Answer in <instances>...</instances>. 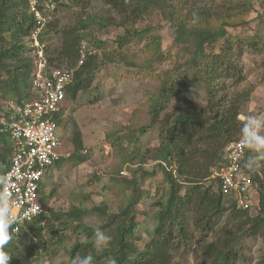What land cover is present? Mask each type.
I'll return each mask as SVG.
<instances>
[{
    "label": "trees",
    "instance_id": "16d2710c",
    "mask_svg": "<svg viewBox=\"0 0 264 264\" xmlns=\"http://www.w3.org/2000/svg\"><path fill=\"white\" fill-rule=\"evenodd\" d=\"M53 1H57L58 4L60 2ZM103 2L118 14L120 20L118 24L114 20H109L100 25L117 24L125 31L117 40L118 49H123L136 38L146 40L143 47L146 64L144 63L143 67L134 65L140 68L142 74L153 72L144 71L145 66L152 68L154 63L166 59L159 39L149 34L151 26L136 28L138 23L144 22L145 16L155 11L161 12L176 28V43L183 46L177 55L191 56L187 63L181 65L177 62L172 69L162 71L161 86L149 109L153 127L160 121V116L168 103L179 95H187L194 85L205 89L209 106L197 111L166 115L163 119L165 127L162 130L164 132L161 144L151 151L150 159L159 162L162 167L164 186L161 190L162 196L155 203L157 211L153 219L154 225L148 232L147 240L140 232L141 223L136 213L140 201L147 194L140 188L136 175L132 179H117L116 175L112 180L127 185L131 189V194L127 195L125 192L121 194L123 201L115 213L109 215L107 206L101 205L91 211L73 208L66 214L51 211L50 216L35 218L26 223L19 232L22 233L21 236L29 233L27 252L22 249L21 240H18L17 234L10 228L12 239L5 246V250L12 256L10 264H44L43 260L59 248L73 259L91 255L92 264H106L108 257L116 259L117 264H174L173 252L186 246L192 239L190 231L192 214H195L193 222L196 228L205 229L215 217H221L228 208H233L226 203L220 193L217 179L216 191L214 186L206 185L205 182L212 173L208 172V169L197 171L198 164L194 161V153L198 142L212 143L224 135L228 136L227 142L240 140L239 129L244 123L238 121L237 117L241 115L242 101L227 104L225 99L219 96L224 90V85L219 80H240L241 70L234 59L241 57L245 51L264 53V11L256 8L255 0H212L210 7H207L205 2L198 7L195 1L190 3L189 0H178L177 3L175 0H103ZM186 6L191 9L186 10ZM251 23H255L256 27L243 36L232 32ZM80 26L62 31V47L55 60L48 59L49 70L46 72L60 69L59 64L64 62L73 70V80L67 87L65 101L67 98L75 100L80 92L89 89L99 66L97 55L89 53L85 55L82 52L81 43L87 36L82 31L88 29L89 25L88 22L81 21ZM49 27L51 25L48 24L47 28ZM37 28V20L34 13L29 11L27 0H0V95L10 93L14 101L20 105L36 96L32 97V92L37 70L35 60L29 57L27 46L33 43V33ZM55 61L59 63L56 65ZM49 66H53L54 69ZM30 75L31 80H28ZM58 124L61 125L59 119ZM127 128L129 129L123 134L124 141L121 142V147L124 162L132 163L135 158L145 157L141 152L140 136L145 133L146 128L139 129L138 135L130 127ZM232 131H235L236 137L238 136L235 141L229 136ZM81 136L80 131L73 133L74 151L69 157L61 159L56 164L57 167L65 164V160L71 162V159H74L80 163L86 161L79 157L82 147ZM11 155L12 144L9 136L0 128V191ZM224 157V155L218 157L220 165L224 162ZM242 169L251 176L260 193L259 214L250 220L252 234H264V150L258 152L247 147ZM146 175L143 173L142 178ZM118 177L121 178L119 173ZM47 178L41 190V201L45 206L55 197L53 189L45 193ZM95 213L100 217L102 225L88 227L84 223V217ZM244 216H248L246 212ZM56 223L66 227L65 230L72 229L75 235L82 233L85 240L78 238L69 248L66 247L67 239L57 236L53 231ZM96 229L112 238L109 246L103 250L95 246ZM210 249L214 256L213 264H238L237 254L230 245L214 244ZM259 264H264V256Z\"/></svg>",
    "mask_w": 264,
    "mask_h": 264
},
{
    "label": "rangeland",
    "instance_id": "374dc122",
    "mask_svg": "<svg viewBox=\"0 0 264 264\" xmlns=\"http://www.w3.org/2000/svg\"><path fill=\"white\" fill-rule=\"evenodd\" d=\"M175 1L177 3L178 0ZM189 1L190 3L195 1L198 7L204 5V2L210 7L212 2V0ZM27 2L29 11L32 12L31 1L27 0ZM255 5L259 11H264V0H255ZM41 6L43 11L39 12H41L40 17L46 20L45 27L33 33L34 41L31 46H27L29 57L35 60L37 72L41 67L43 71L49 70L48 59H56L62 47V31L73 27L80 28L81 21H86L89 25L85 31L81 30L87 34L81 43L82 52L85 55L88 53L97 55V64H99L89 89L80 92L75 100L67 98L61 104L63 112L58 115L61 121L58 130L62 143L60 151L73 153V133L80 131L82 147L79 157H83L86 161L80 163V161L75 162L74 159H71V162L65 160V164L56 166L52 172L50 171L45 193L53 189L55 197L47 205V215L50 216L51 211L66 214L73 208L91 211L101 205L107 206L109 215L113 214L123 201L121 194L125 192L130 195L131 189L125 184L114 182L112 177L117 175V179H132L136 175L140 188L147 194L136 209L137 219L141 223L140 232L147 240L148 232L154 225L153 219L157 211L155 203L162 196L161 190L164 186L162 167L159 162L150 159L151 151L161 144L164 132L162 130L165 127L163 119L166 115L197 111L209 106L205 89L194 85L187 95H179L172 99L166 110L162 112L158 124L155 127L151 125L150 104L161 86L162 71L172 69L177 62L181 65L187 63L191 56L177 55L183 47L176 43L177 30L161 12L155 11L145 16L144 22L138 23L136 28L151 26L149 34L159 39L166 59L154 63L152 68L144 65V71L153 72L142 74L140 68L134 65L143 67L142 65L146 64L143 52L146 40L136 38L123 49H118L117 40L125 34V31L117 25L120 20L118 14L106 6L103 0H60L59 4L57 1H51V3H42ZM188 9L191 8L186 6V10ZM109 20H114L117 24L100 25ZM48 24L51 27L47 28ZM255 27V23H251L232 32L243 36ZM43 33L44 35H41ZM234 61L241 70V78L219 80L224 85V90L219 96L221 95L227 104L242 101L241 115L237 117L242 123L246 122L249 115L264 118V53L247 50ZM59 66L61 70H72L65 62L60 63ZM49 67L54 69L53 66ZM28 80H31V75ZM33 95H35L34 91L32 97ZM14 100L10 93H1L0 113H3L1 111H5L7 105ZM127 127H130L136 135L139 129L146 128L145 133L140 136L141 152L145 157L135 158L132 163L124 162V152L121 147V142L124 141L123 134L129 129ZM242 129L243 127L239 129L240 139H244ZM234 134L235 131H232L229 136L235 141L238 136ZM260 134L264 135V125ZM227 139L228 136L224 135L212 143L198 142L195 148L194 161L198 164L196 169L197 171L208 169V172L212 173L205 183L214 186L215 191L217 183L214 174L220 166V161L217 159L221 155L225 156L228 147L234 143L227 142ZM118 173L121 178L118 177ZM143 173L147 174L145 178H142ZM256 190V194L249 200L248 210L234 208L232 201L225 200L233 208H228L221 217H215L205 229L196 228L193 222L195 214H192L190 228L192 239L186 246L173 252L174 264H213L214 256L210 246L214 244L230 245L237 254L238 264H259L264 256V234H252L250 221L258 216L260 209V193L258 188ZM245 212L248 216H244ZM84 223L88 227L102 225L96 213L85 216ZM65 228L56 223L53 231L57 236L67 239L66 247L69 248L78 238L85 240L82 233L75 235L72 229L65 230ZM21 234L18 233L17 237L21 240L22 249L27 252L29 233H26V236ZM76 260L77 258H71L67 252L59 248L53 251L51 256H47L43 263L76 264Z\"/></svg>",
    "mask_w": 264,
    "mask_h": 264
},
{
    "label": "built area",
    "instance_id": "2783aa9c",
    "mask_svg": "<svg viewBox=\"0 0 264 264\" xmlns=\"http://www.w3.org/2000/svg\"><path fill=\"white\" fill-rule=\"evenodd\" d=\"M30 1L38 30L46 21L40 17L39 11H43L41 4L53 0ZM72 80L73 70L46 72L41 67L34 81L36 96L21 105L15 101L9 103L5 112L0 113L1 131L9 136L12 144V155L3 175L0 194L8 193L9 207L16 216L10 227L14 234H18L26 223L48 214L47 206L41 201V190L45 178L64 157L60 151L62 143L58 136L57 116L62 113L61 104ZM242 141L240 139L228 147L224 162L214 176L223 198L232 201L234 208L248 210L257 184L242 169L247 150Z\"/></svg>",
    "mask_w": 264,
    "mask_h": 264
},
{
    "label": "clouds",
    "instance_id": "9594fccd",
    "mask_svg": "<svg viewBox=\"0 0 264 264\" xmlns=\"http://www.w3.org/2000/svg\"><path fill=\"white\" fill-rule=\"evenodd\" d=\"M262 125H264V118L256 115H249L243 126L244 139L243 145L249 149H255L260 152L264 150V135L260 134ZM37 207L38 210V206ZM16 218L8 204V193L0 194V264H10L12 256L5 250V246L11 241L12 235L9 232L12 221ZM109 235L104 234L99 229L95 230L94 243L97 249L103 250L108 247L111 241ZM93 257L91 255L86 258L78 257L76 264H92ZM106 264H117L116 259L106 258Z\"/></svg>",
    "mask_w": 264,
    "mask_h": 264
},
{
    "label": "crops",
    "instance_id": "0c3cea01",
    "mask_svg": "<svg viewBox=\"0 0 264 264\" xmlns=\"http://www.w3.org/2000/svg\"><path fill=\"white\" fill-rule=\"evenodd\" d=\"M64 154V157L63 158H67V157H69L72 153H67V152H65V153H63ZM62 158V159H63Z\"/></svg>",
    "mask_w": 264,
    "mask_h": 264
}]
</instances>
